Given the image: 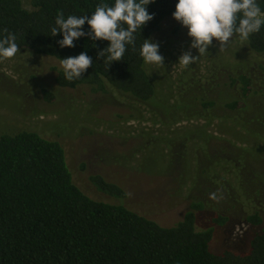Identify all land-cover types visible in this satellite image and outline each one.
Returning <instances> with one entry per match:
<instances>
[{
  "label": "rangeland",
  "instance_id": "374dc122",
  "mask_svg": "<svg viewBox=\"0 0 264 264\" xmlns=\"http://www.w3.org/2000/svg\"><path fill=\"white\" fill-rule=\"evenodd\" d=\"M22 2L34 10L32 0ZM151 41L164 60L147 66L157 100L170 110L165 102L140 106L113 90L61 88L59 60L20 52L0 61V135L29 130L58 141L74 183L90 198L122 203L166 228L194 210L198 230L215 228L214 253L244 252L264 229L248 221L264 204V54L234 36L222 48L214 39L199 57L172 15ZM185 52L199 58L184 66L178 62ZM244 74L254 90L247 99L237 82ZM202 101L215 107L205 110ZM95 176L125 196L101 191ZM219 215L228 218L224 225L214 222Z\"/></svg>",
  "mask_w": 264,
  "mask_h": 264
},
{
  "label": "trees",
  "instance_id": "16d2710c",
  "mask_svg": "<svg viewBox=\"0 0 264 264\" xmlns=\"http://www.w3.org/2000/svg\"><path fill=\"white\" fill-rule=\"evenodd\" d=\"M100 2L32 0L34 10H28L22 0H0V33L4 29L14 33L20 52L32 56L60 61L86 51L93 65L72 82L61 70L57 77L61 88L89 86L95 93L113 90L131 97L140 106L164 105L165 101L160 103L156 98L158 86L139 55V46L143 39L152 40L162 22L175 11L177 0L148 4L147 10L154 18L137 33L136 50L129 47L123 60L110 65L106 57H97L108 41L93 42L83 37L74 41V48H61L57 41L62 35L51 36L58 11H63L65 17L90 15ZM105 2L111 4L114 0ZM261 8L264 10V3ZM83 27L88 31L87 23ZM247 43L252 52L264 54V27ZM237 82L247 99L254 91L252 79L244 74ZM201 104L205 110L215 107L211 101ZM229 107L235 110L237 103ZM92 181L113 197L125 196L122 188L100 176L92 177ZM256 209L248 221L261 226L264 204ZM227 219L219 215L214 222L221 226ZM196 222L193 210L166 228L122 203L96 201L74 183L61 143L29 130L0 135V264H264V229L244 252L214 253L211 244L215 228L198 230Z\"/></svg>",
  "mask_w": 264,
  "mask_h": 264
},
{
  "label": "clouds",
  "instance_id": "9594fccd",
  "mask_svg": "<svg viewBox=\"0 0 264 264\" xmlns=\"http://www.w3.org/2000/svg\"><path fill=\"white\" fill-rule=\"evenodd\" d=\"M155 0H114L109 4L101 0L90 15H68L58 11L51 27V36L62 35L57 41L61 48H74V41L83 37L95 42L108 41L107 47L97 53L98 58L106 57L109 65L121 61L129 47L136 50L137 33L154 18L147 5ZM264 0H177L173 18L187 29L191 38V48L197 49L199 57L208 53L215 39L221 48L231 42L234 36L241 41L259 33L264 27ZM87 23L88 31L84 30ZM17 37L7 29L0 33V61L11 59L20 53ZM159 44L143 39L139 55L145 65H163L164 57L159 52ZM199 57L185 52L179 62L189 66ZM64 78L72 82L80 79L93 65L87 52L68 56L60 60ZM210 198L215 199V193Z\"/></svg>",
  "mask_w": 264,
  "mask_h": 264
}]
</instances>
